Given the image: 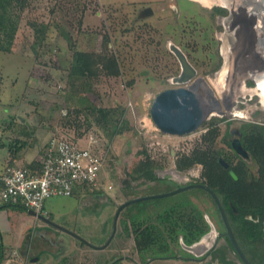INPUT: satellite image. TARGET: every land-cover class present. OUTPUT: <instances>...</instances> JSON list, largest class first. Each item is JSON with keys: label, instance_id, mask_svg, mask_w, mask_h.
<instances>
[{"label": "rangeland", "instance_id": "rangeland-1", "mask_svg": "<svg viewBox=\"0 0 264 264\" xmlns=\"http://www.w3.org/2000/svg\"><path fill=\"white\" fill-rule=\"evenodd\" d=\"M169 1L25 0V6L21 8L18 0H15V8L7 13L8 31L12 30L14 20L13 24L17 29L13 44H10L12 34L7 39L10 51L0 50V160L11 159L14 155L17 157L16 164L24 165L37 153L45 138L48 139L52 133L51 128L65 123L63 110L73 107V94L77 92L69 84V67L75 50L97 51L102 54L117 52L123 71L118 77L101 74L93 79L92 92L89 93L90 99L98 106L110 108L122 105L126 110L123 117L126 121L122 124L125 128L110 143L103 175L105 190L92 192L80 189L71 196L53 197L45 203L51 221L81 238L36 218L26 208L9 206L0 209V236L6 247L8 244L15 245L20 254L19 244L24 245L29 235L42 236L40 240L37 237L33 239L28 252L29 264H56L57 260L52 253L62 255L58 264H108L116 258H121L123 264H143L146 261V264H216L210 249L216 245V254L223 252L221 245L226 244V240L221 235L226 229L219 215L220 211H217L213 200L199 190L183 191L140 204V208L144 207V215L138 225H129V234L123 230L119 214L116 234L109 245L105 246L113 232L118 208L137 195L125 193L124 187L133 186L140 191L155 185L154 181L143 176L151 168L152 161L165 165L164 169L154 170L158 177L173 179L181 184L201 179L202 170L197 165L191 168V173H181L175 167V159L177 154L190 153L200 143L206 128L200 127L197 131L182 136L169 135L162 133L150 116V108L156 95L167 88L176 87L170 79L178 72V66L174 57L165 50L167 40L182 46L198 67L199 73L216 88L219 96L230 92L225 90L229 49L221 40L226 34L221 23L225 19L217 16L210 18V8H207L209 12L199 11L197 6L183 0L180 1L181 9L176 14L173 10H168ZM147 6L153 7L157 14L139 18L141 9ZM159 7L165 10L161 11ZM32 23L49 25L47 40L36 51L33 50V43L37 40V34ZM258 25L255 28L248 27L249 39L246 38L244 45L241 44L238 50L239 58L248 61L250 65L246 69V77L240 79V90L234 92L236 97L234 103H231V114L216 115L228 118L220 124L221 135L217 148L222 149L224 156L228 155L232 159L237 157L235 149L226 141L233 142L241 123L264 122V107L257 96V93L262 96V92L258 91L260 86L256 87L257 81L252 78L262 73L260 69L264 66V44L258 41L264 35V30ZM223 62L225 67L221 74H217ZM22 118L27 122L25 125L36 126L35 136L41 137L36 147L32 146L37 142L35 136L28 138V144L22 147L14 141L15 134L22 129L18 122ZM70 118L77 128V114H71ZM79 121L85 123L86 117L79 116ZM7 123L9 127L5 129ZM92 127L95 132H103L98 126ZM249 162L256 171V166L250 160ZM142 182L146 184H140ZM163 191L165 187L157 186L146 192L155 195L165 193ZM176 204L180 206V212L187 210L186 212L192 213L194 210L187 209L186 206L197 205L200 209L198 214L209 224L207 234L196 242L199 245L195 251L185 249L182 234L172 232L157 218V214H162L165 206ZM136 206L130 207L133 218L137 212ZM124 209L125 207L122 210ZM153 223L160 230V235H156V230L152 229L154 241L145 251H137L134 239L136 232L132 227L136 226L139 233L143 229L146 231L154 228ZM52 233L57 239L52 238ZM172 235H176L175 240ZM59 239L61 242H58ZM164 242L170 243L173 250H178L177 244H181L184 259L161 256L153 258ZM204 246L208 248L203 251ZM40 248L48 251H44L40 259L33 262L32 259L38 258L36 255ZM227 251L229 257L238 261L234 251L230 248ZM189 254L193 258L187 259Z\"/></svg>", "mask_w": 264, "mask_h": 264}, {"label": "trees", "instance_id": "trees-1", "mask_svg": "<svg viewBox=\"0 0 264 264\" xmlns=\"http://www.w3.org/2000/svg\"><path fill=\"white\" fill-rule=\"evenodd\" d=\"M18 3L21 8H24L25 0H18ZM14 4L15 0H0V10H2V13H0V50L10 51V45L7 42V39L11 37V34L12 41H10V44L11 42L13 43L14 40V35L17 29L14 25L15 20L12 21L11 31H8L7 29L8 25L6 20L7 13L15 8ZM32 26L37 34V40L33 43V50L36 51L37 48L47 40L46 32L48 31L49 25L44 23H32ZM55 26L58 27V25ZM66 35L69 39V33ZM110 52V54H108V52L102 54L97 51H74L69 67V84L77 92L73 94L75 97V101L72 102L73 107L67 109V114L64 116L66 117V121L61 125L63 128L76 129L77 135H82L85 134V132L90 131L94 128L92 125L98 126L103 130L102 133L108 139L109 145L113 141L115 135L125 128L122 124L126 121L123 118L126 110L122 105L110 108L98 106L97 103H94L90 99L89 93L92 92L93 79L99 77L101 74L116 77L122 75V63L117 52ZM250 84L252 83L250 82ZM73 113L77 114L75 122H77L78 129L75 128L76 126L70 118ZM81 115L86 117L85 123L79 121V116ZM226 120H228L226 117L214 116L205 121L201 127L206 128V132L202 135L200 143H198L190 153L176 155L175 167L181 173H185L196 165L201 164L203 166L201 179H196V181L187 184H181L173 179L158 177L154 173V170L164 169L165 165L152 161L151 163L149 162L151 168L147 169L143 176L149 181H154L155 185L144 188L140 191L133 188V186H125L124 192L135 193L137 195L133 198H136L151 194L146 191L157 186L165 187V191L163 192H170L181 186L192 183L206 185L219 197L234 237L246 258L251 264H264V122L244 121L241 123L239 126L240 135L237 136L240 138L243 148L248 152L250 157L244 158L234 150L237 157L232 159L228 157V155L224 156L222 149L217 148L218 139L221 135L220 124ZM18 122L22 129L19 130L18 134H15L14 141L16 144H19V147H22L28 144V138L30 139L31 137H34L37 130L34 126L29 124L25 125V123H27L26 120H23V123L22 119H19ZM8 124L9 123L4 126L5 129H8ZM82 125H84V127H82ZM23 137H26L27 141ZM226 143L232 148L230 141H226ZM14 152L18 153L17 149H14ZM15 159H17V157L12 155L9 164L16 165L14 162ZM167 160L168 159H166V162ZM249 160L252 165L256 166V171L252 169ZM23 167L30 170H39L41 163L39 159H34L31 162L25 163ZM140 184H146V182ZM87 190L98 192L93 188H88ZM194 190L202 191L208 195L213 200L217 211L219 212L217 202L207 189L196 187L185 191L191 192ZM156 199L159 198H155V200ZM146 201L147 200L133 203L121 211V223L123 230L126 231V233H130V224H139L142 215H144L142 213L144 207L140 208V204H144ZM133 205H137V212L135 213L134 218L130 213V207ZM7 206L15 205L2 206L0 209ZM186 207L187 209L192 208L194 210L193 213L190 211L186 212L187 210H185V212H180V206H178V204L173 206L168 205L164 207L163 212H161L162 214H157V218L172 232H180L184 244L193 245L198 242L202 236L207 234L210 227L204 217L201 216V214H198L200 209L197 205L193 204L192 206ZM153 225L154 228H149L146 231L143 229L139 233H137L138 228L136 226L132 227L134 228V232H136L134 239L137 251H145L146 247L154 241L153 237L155 234H153L152 229L156 230V235H160L158 234L160 230H158L154 223ZM172 236V239H174L176 235ZM221 236L226 240V244L221 245L224 249L223 252H221V254H216L218 251H216L217 246L215 245L210 253L213 260L216 261V264H243L240 261L239 256L236 254L228 235L222 233ZM170 245L171 244L168 242H164V245L161 244L153 258L161 256L163 258L184 259V257H182L183 248L181 244H177L179 247L178 250H173ZM227 248L234 251L238 261L229 257ZM4 250V246L1 243L0 264H2L4 260ZM213 251L215 253L214 255ZM191 258H193V255L189 254L187 259ZM147 262L148 261L143 264H146ZM108 264L123 263L121 258H116L112 263L110 262Z\"/></svg>", "mask_w": 264, "mask_h": 264}, {"label": "built area", "instance_id": "built-area-1", "mask_svg": "<svg viewBox=\"0 0 264 264\" xmlns=\"http://www.w3.org/2000/svg\"><path fill=\"white\" fill-rule=\"evenodd\" d=\"M109 151V141L99 130L82 135L70 129L54 133L39 158V170L11 164L0 168V207L23 206L49 217L45 203L50 198L71 196L79 189L102 191Z\"/></svg>", "mask_w": 264, "mask_h": 264}, {"label": "water", "instance_id": "water-1", "mask_svg": "<svg viewBox=\"0 0 264 264\" xmlns=\"http://www.w3.org/2000/svg\"><path fill=\"white\" fill-rule=\"evenodd\" d=\"M148 10L150 11L148 15H150L152 9ZM146 15L147 12L142 13L141 17ZM170 49L177 57L180 63L181 70L178 75L170 79V82L173 85H176V87L167 88L161 91L156 95L153 100V103L150 108V116L156 127L162 133L182 136L197 131L205 121L211 119L213 116L231 114L232 105L227 104L226 98L224 97L225 95L221 94V96H219L216 88L213 87L210 82H208V79H206L204 75H198V70L188 60V57L184 53V51L174 43L171 44ZM260 77L261 76H259V79ZM260 83L261 81H257L256 87L261 86ZM260 92L264 93V89L261 88ZM257 96L260 97L258 93ZM260 100L261 99L259 98V101ZM228 111L230 112L227 113ZM236 134L240 135L239 129L236 131ZM232 147L238 154L242 155L244 158L250 157L248 152L243 148L239 137L233 140ZM196 187H203L207 189L209 193L214 197L215 201L217 202L220 215L223 219V223L226 229L225 234H227L230 238L236 254L239 256L240 261L243 264H251L244 255L243 251L241 250L234 237L231 226L229 224V220L219 200V197L212 189L208 188L206 185L201 183H192L181 186L170 192L137 197L124 202L118 208V211L115 216L113 232L105 246L109 245V243L112 241L116 234L118 217L124 207L144 200L171 196L179 192ZM29 213L35 216L36 218L42 219L47 223H50L70 234H73L79 239L81 238L78 235L72 233L70 230L64 228L63 226L54 223L53 221H51L50 218L42 214L36 213L33 210H29ZM197 245H199V243L193 245L184 244V248L188 251H195ZM207 248L208 246H204L203 251ZM32 261H35V258L32 259Z\"/></svg>", "mask_w": 264, "mask_h": 264}, {"label": "flooded vegetation", "instance_id": "flooded-vegetation-1", "mask_svg": "<svg viewBox=\"0 0 264 264\" xmlns=\"http://www.w3.org/2000/svg\"><path fill=\"white\" fill-rule=\"evenodd\" d=\"M180 1L181 0H170L169 1L170 5H168L170 6V9L168 10L169 11L173 10V12L177 14L179 10L181 9ZM183 1L197 6L199 11L200 10L208 11L209 9L207 8H210V12L208 11L210 13V18L217 16L219 18L222 17L225 19L224 22H221L223 23L222 25L225 27V30H226V34L224 33V37L223 39H221L223 42L222 44H227L228 49H229L228 51L229 66H228L227 72L225 73L226 74L225 75L226 76L225 88L226 90L231 89L234 92L239 91L241 88V82H242L240 81V79L242 78L244 79V77H246L248 73L246 69L248 68V65H250V63L248 61L247 63L239 58L240 52L238 50L241 44L244 45L246 38L249 37L248 34L250 32L248 31V27L255 28V26L260 23L258 26H260V28L264 30V0H183ZM148 9H152V12L150 15H148L150 13ZM159 9L161 11L165 10V9H161L160 7ZM216 9H222V10H216ZM145 12H147V15L141 17V14ZM156 12L157 11L153 7L147 6L141 9L138 16L139 18L144 19L147 17L155 16L157 14ZM183 31H185V29H183ZM255 35H257V33ZM258 41L264 44V35H261V38ZM253 42L255 44L256 38L255 40H253ZM173 43L179 46L184 51V53L188 57V60L198 70V67L196 66L194 62H192L190 56L188 55V53H186V51L182 48V46L178 45L177 43L169 39L166 42L165 50L167 54H169L171 57H174V60H175L174 62L178 66V72L174 74L172 77L178 75L181 70L180 63L177 57L170 49V46ZM158 46L161 47L160 44ZM224 67H225V62H223L220 70H218L217 72L221 74V70ZM260 70L262 73L252 78H254L253 80L261 81V84H262L264 82V66H261ZM198 75H201L199 73V70H198ZM259 76H261L260 79H259ZM228 99L230 102V103L227 102L228 105L231 103H234V100H232L230 96L228 97L226 96V101ZM236 135L237 134H235V138L238 137Z\"/></svg>", "mask_w": 264, "mask_h": 264}, {"label": "crops", "instance_id": "crops-1", "mask_svg": "<svg viewBox=\"0 0 264 264\" xmlns=\"http://www.w3.org/2000/svg\"><path fill=\"white\" fill-rule=\"evenodd\" d=\"M13 44V43H12ZM12 47H13V45H12ZM31 71V70H30ZM30 71L28 72V74H30ZM29 76V75H28ZM31 79V78H30ZM33 79V78H32ZM34 81H37L35 78L33 79ZM38 82V81H37ZM32 84H34V83H32ZM65 110L67 111V108H65L64 110H63V115H64V112H65ZM22 120H24L23 118H22ZM31 126H34V125H31ZM34 127H36V126H34ZM52 130V133L48 136V139L47 138H45V141H43V139H42V141H43V143L42 142H40V144H41V146L38 148V150H37V153L35 154V155H32V158H31V160H27L25 163H28V162H31L32 160H34V159H39L40 157H41V154L43 153V149H44V147H45V145L47 144V142H48V140L51 138V136L54 134V133H56V132H59V131H61V130H63V129H70V128H63V127H61V125L59 124L58 126H56V125H54L52 128H51ZM93 129V128H92ZM91 129V130H92ZM70 130H72V129H70ZM74 131L76 132V129H74ZM96 131H98V130H96ZM42 132V131H41ZM77 133V132H76ZM41 135H42V133H41ZM35 138H36V143H34V144H32V146L33 147H36V145L38 144V142L40 141V139H41V137H39V136H35ZM32 150V149H31ZM9 160H10V158L9 159H7V160H5V161H2V160H0V168H2V167H4L6 164H9ZM14 162H15V164L17 163V159H15L14 160ZM25 163H24V165H25ZM17 165V164H16ZM24 165H21V166H24ZM80 190V189H79ZM103 190H105V188H103ZM101 192V191H100ZM7 207H9V206H7ZM45 208H46V206H45ZM48 212V211H47ZM37 237V239L39 238V240L42 238V236H40V235H31V237H30V235H29V237H28V239H25V241H26V243L24 244V245H22V244H19V247H21V253L19 254V252H18V250H17V246H15V245H13V244H8L7 245V247L5 246V243H4V241H3V238H2V236H0V240H1V243H2V245L4 246V260H3V262H2V264H29L27 261H28V259H30V255H29V253L28 252H30V250H31V247H32V244H33V239L34 238H36ZM52 238H56L57 239V236L54 234V233H52ZM58 242H61V239H59V241ZM44 251H48V250H44L43 248H40L39 249V251H38V253H37V255H36V257H38V258H35V261H33V262H37L38 260L37 259H40V255L44 252ZM52 254H54L55 255V260H57V263L56 264H58L60 261V258H61V256L62 255H59L58 253H52ZM16 256V257H15ZM37 260V261H36Z\"/></svg>", "mask_w": 264, "mask_h": 264}, {"label": "bare ground", "instance_id": "bare-ground-1", "mask_svg": "<svg viewBox=\"0 0 264 264\" xmlns=\"http://www.w3.org/2000/svg\"><path fill=\"white\" fill-rule=\"evenodd\" d=\"M263 83H264V82H263ZM263 83H262V84L260 83L261 86L258 87V91H259V92H260V90H261V88H262V86H263ZM233 92H234V91L230 89V92L224 93V95H225L224 97L226 98V96H227V97L230 96V97L232 98V100H234L235 97H236V95H234ZM260 99H261V100H260V101H261L260 103H261L262 106L264 107V93H262V96H260ZM226 102L230 103V102H229V99H228Z\"/></svg>", "mask_w": 264, "mask_h": 264}]
</instances>
